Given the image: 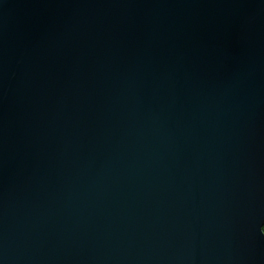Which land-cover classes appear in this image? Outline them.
<instances>
[{
  "label": "water",
  "instance_id": "water-1",
  "mask_svg": "<svg viewBox=\"0 0 264 264\" xmlns=\"http://www.w3.org/2000/svg\"><path fill=\"white\" fill-rule=\"evenodd\" d=\"M0 264H264V0H0Z\"/></svg>",
  "mask_w": 264,
  "mask_h": 264
}]
</instances>
